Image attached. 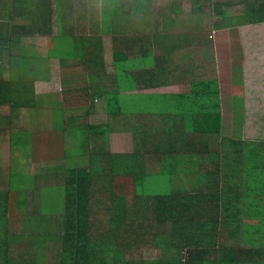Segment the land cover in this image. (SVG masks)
<instances>
[{"label": "trees", "instance_id": "obj_1", "mask_svg": "<svg viewBox=\"0 0 264 264\" xmlns=\"http://www.w3.org/2000/svg\"><path fill=\"white\" fill-rule=\"evenodd\" d=\"M260 1L214 0L215 14L222 17V21L214 23L212 28L219 30L233 24L255 25L263 22L264 4ZM54 2L59 4V0ZM51 3L52 0H32L31 6L25 4L20 9L14 5L4 12L3 43L8 46V59L13 60L17 54L12 44L19 35H51ZM193 3L192 10L196 8L194 0ZM237 5L242 9L239 15L227 17L222 14L223 8ZM17 15L29 23L16 25L14 18ZM100 17H104V14H100ZM3 31L1 29V33ZM58 42L67 43L68 38L59 33ZM98 44L99 39L91 37L66 49V53L75 57L81 65L83 78L80 81L84 83L86 77L94 78L102 70V62L96 53L100 51V47H96ZM28 52L30 47L24 48V56H20L19 61L16 58V61H11L20 65L17 67H24L22 72L36 65L28 64ZM47 55H53V52L49 50ZM32 62L37 63V60ZM36 78L35 74L30 73L6 82L0 79V105L8 106L10 110V114L0 115V166L4 164L1 151L7 145L3 132H16L13 124L21 110L29 111L34 118L40 119L35 111L47 105L34 94L33 82ZM11 87L15 88V95L10 97ZM88 87L81 91L83 95H86ZM190 87L191 95L187 101L190 99L192 108L182 105V132H193L199 134L200 138L209 133L218 134L221 119L216 81L204 78L193 81ZM195 115L201 118L192 127L190 118ZM207 118L213 119L215 124L206 126L203 120ZM211 127L216 129L211 131ZM84 129L85 135L91 139L96 137L99 142L92 153H86V164L69 169L66 175L61 173L60 177L55 168L49 169L50 175L53 171L59 177L57 182L60 178L63 181V195L59 197L62 198L61 220L56 222L55 227L67 232L64 242L71 256L70 264H264V188L261 186L262 191L256 197H242L239 187L241 172L238 162L232 161L235 155L239 160V153H254L253 147L241 149L245 146L239 140L224 139L219 144L218 153H209L207 142L202 139L191 142L196 145L194 153L201 154L195 159L199 165L193 162L195 168L190 167L187 156H183L188 164L184 172H191L195 176L193 185L183 189L171 183V176L179 169L176 163L182 160L180 154L179 159L172 151L169 152L170 147L175 145L174 140L162 143L168 153H159L156 144L153 152L147 153L146 157L137 153H100L99 150L108 145L107 133L111 127L86 126ZM89 138L86 137L87 142ZM187 153L192 154V150L189 149ZM149 161L154 163H151L154 165L152 170L146 169ZM13 162L17 164L15 160ZM245 163L246 171L251 173L253 165L249 166V161ZM1 170L0 167V198L17 199V195H23V191L17 192L12 185L11 169L7 173ZM152 178L158 179L157 184ZM27 179L30 192L43 193L50 188L47 177L40 179L29 175ZM123 179L129 181L126 186L117 189L116 184ZM27 189L25 194L28 193ZM49 196H53V193ZM53 201L49 200L47 205L54 209ZM150 247L160 249L157 258L144 257Z\"/></svg>", "mask_w": 264, "mask_h": 264}, {"label": "crops", "instance_id": "obj_2", "mask_svg": "<svg viewBox=\"0 0 264 264\" xmlns=\"http://www.w3.org/2000/svg\"><path fill=\"white\" fill-rule=\"evenodd\" d=\"M31 2L32 0H0V79L6 82L8 79H16L22 74L29 75L31 73L37 77L33 84L44 85L47 84V76H49L48 81L52 76H56L59 81L64 83L65 90L61 91L55 100L46 102L44 98H41L44 102L47 104L59 102L63 105V109L70 100L72 104L82 103L79 106H81L82 116L85 118L92 110L98 112L104 110L108 118L105 124L86 125L80 119L71 116L63 117L64 121L59 128L60 132L63 133L69 128L68 123H73L77 128V133L82 135L83 139L79 140V148L85 144L83 146L85 154L92 153L95 145L97 146L99 143L96 137L91 139L89 135H85L84 127L86 126H110L111 130L107 133V137L110 134L128 135L127 139L132 143L130 146L132 150L122 153H137L142 157H146L147 153H152L156 144H158L159 153H168L167 148L162 147V143L166 144L168 141L174 140L175 145L170 147L169 152L172 151L179 159L180 156L182 157L180 163H176L177 169L183 165L188 166L183 160V156H187L190 167L195 168L194 161L199 165L195 159L201 153H194L196 145L190 144L191 142L202 139L207 142L209 153L220 151L219 144L221 140L226 139L220 135V129L218 134L209 133L206 137L200 138L199 134H193V132L183 133V124L181 125L180 122L182 105L186 104L192 108L190 99L189 102L187 99L191 95L190 84L193 80L186 82V78L192 73L190 65L197 60L196 54L200 53L199 50L210 48V42L201 36L203 33L201 31L207 30L209 27L213 31H220L214 30L212 28L214 24L210 26L205 21L199 26H190L186 22L185 12L192 10V5H188L191 1L183 0L184 7L183 12L180 13V23L169 28L162 22L176 20L177 17L171 15V11L165 6L167 4L165 0H158L159 11L153 12L154 14L150 10L152 0H140V2L138 0H59V4L52 0V17L49 26L51 35L46 37L37 33L22 34L12 44L17 53L14 57L18 61L20 56H24L22 50L30 47V52L27 53V57L30 58L28 64H36L31 67L36 71L25 69L26 71L22 72L24 67H17L20 65L11 62L16 61L15 58L13 60L7 58L8 46L3 43L4 23L6 22L4 12L14 5L19 6L20 9L25 4L31 6ZM70 7L84 13L83 17L78 16L74 23L67 22L65 18ZM98 12L99 16L95 15ZM88 14L92 15L91 20L87 17ZM100 14H104V17H100ZM14 23L17 25L29 23V21L22 20V17L17 15L14 18ZM1 29L4 30L2 33ZM58 29L61 30L59 33L68 38L70 45L67 44L68 42H63L67 47H73L85 38L99 39L100 44L96 47H100V51H96V53L99 54L98 58L102 62V70H99L96 77H86L85 83L80 81L83 78L82 69L76 58L71 57L66 53V50H57L53 46V44H57ZM39 40L44 41V51L35 48L34 43ZM259 40L256 36L253 43H250L251 46L257 44ZM58 44H62V42H58ZM193 48L199 50H194L191 53ZM49 50L53 52V55H47ZM263 59H260L258 63H262ZM32 60H37V63ZM37 64L39 68H37ZM146 71H148V76ZM204 78L216 81L208 73H202L194 81ZM70 84H73V87H68ZM85 87H88V90L86 95H83L81 91ZM256 87V90L261 88L260 86ZM184 88H186L185 91ZM216 91L219 112H221L225 106L222 104L217 87ZM131 95L137 99L135 101H139L137 104L126 102ZM147 103L148 105H146ZM140 104L142 111H137L140 109ZM41 107L44 108V106ZM109 111H112V114H109ZM200 118L196 115L191 117L190 126L195 127ZM32 120L33 126L35 123H41L38 118ZM203 122L206 123V126L215 124L211 118H207ZM220 127L222 128V119ZM44 128L36 133L32 130L31 136L34 144L38 145L39 143L37 135L44 139L52 136L53 130L48 127L46 129V126ZM215 129V127L210 128L211 131ZM6 133L7 139L5 140L8 141L11 132L4 131L3 138L6 137ZM155 134H157V138H155ZM86 137L89 138V142ZM209 137H213V139L209 140ZM145 142L146 146L144 147ZM241 144L245 146L241 149L253 147L252 152L254 153H239V160H237V155L233 156L232 161L238 162L241 172L239 175L240 195L256 197L255 195L262 191L261 186L264 188V156H261V153H264V143L253 141ZM189 149L192 150L193 156L191 153H187ZM99 152L111 153L107 150V146ZM74 159L76 160V157ZM85 159L87 158L85 157ZM247 161L250 162L249 166L253 165L254 167L251 173L249 170L246 171L245 162ZM74 163L75 168L82 165L79 162L77 165L76 162ZM151 163L153 162L149 161L146 164L147 170H152L154 167ZM42 164L47 167L41 168L40 166L33 174H30L26 168L23 171H26L31 177L40 179L47 177V180H50L48 195H51L57 180L54 183L51 182L50 165L44 162ZM85 164L86 161L82 166ZM0 167L2 168L1 172H4L3 165ZM61 180L62 178L58 183ZM24 194L25 191H23V195H17V199L0 198V202L7 200L4 204L0 203V264H70L71 256L65 246L67 243L64 242L67 232L63 228L56 229L55 227L56 222L61 220L60 216L52 215V210L45 211L42 207L43 199L39 198L36 192L28 190V193ZM37 205L39 209H37ZM38 212L45 214L50 220L44 221L43 216Z\"/></svg>", "mask_w": 264, "mask_h": 264}, {"label": "rangeland", "instance_id": "obj_3", "mask_svg": "<svg viewBox=\"0 0 264 264\" xmlns=\"http://www.w3.org/2000/svg\"><path fill=\"white\" fill-rule=\"evenodd\" d=\"M190 1L191 3L189 2L188 5L193 6V0ZM194 1L196 2V8L190 12H185V20L187 18L186 22L190 26H199L204 21L210 26L216 22L221 23L222 17L215 14L216 4L214 0ZM157 2L158 0H152V5H150L152 13L159 11ZM165 2L167 3L165 6L171 11V15L177 18L176 20H166L162 23L166 27L172 28L180 23V13L183 12L184 3L183 0H165ZM260 2L264 4V0ZM241 12L240 5H237L230 8H223L222 14L224 13V16L231 17L239 15ZM83 14V12L70 7L67 10L65 18L67 22L74 23L76 18L78 16L83 17ZM95 15L99 16V12ZM91 16V14L87 15L90 20L92 18ZM219 30L213 31L209 27L207 30L201 31L203 32L201 36L210 42V48L208 50H199L196 48L191 50V53L194 50H199L200 53L196 54L197 60L190 65L192 67V73L186 78V82L194 81L202 73H208L214 77L217 82L218 91L220 92L222 104L225 106L220 112V119H222V128H219L220 135L227 140H239L241 143L253 141L264 143V61L258 63L260 59L264 58V20L260 25L243 26L242 24L238 26L233 24ZM256 36L257 40L260 39V42L258 41L257 44L251 46L250 43H253ZM34 45L35 48H39L41 51L45 50L44 41L42 42V40L34 43ZM53 46L57 50L67 49V45L64 43L53 44ZM48 77L47 84H33L35 89L34 94L38 99L44 98L46 102L55 100L61 91L65 90L64 83L59 81L56 76L49 78V81ZM256 86H260L261 88L256 90ZM68 87H73V84L68 85ZM10 90L11 97L15 95V88L11 87ZM185 90L186 88H184ZM128 98L126 101L128 103L133 102L137 104L139 102L135 101L137 99L133 95ZM79 105H82V103ZM79 105L72 104L70 100L65 105V109H63V105L59 102L47 104L44 108L40 106L39 111H35V114H39V121L41 123H35L34 126L32 122L34 118L33 114L30 115V112L26 110L19 112V117L16 120L17 123L14 122L13 124L16 132L11 131V136H8L11 138V141L6 140L5 143L7 145L1 151L4 161L3 171L7 173L10 171L8 169H11L13 177L12 185L17 192L22 193L30 185L27 179L29 175L26 171H23L25 168L30 174H33L40 166L41 168L47 167L45 164H42L44 162L50 165L51 169L55 168L56 171H59L60 177L61 173L66 175L69 169L75 168L74 162H79L83 165L86 161L85 157H88L83 152V146L85 144H82L79 148V140H81L82 135L77 133L78 131L73 123H68L69 128L63 131V133L60 132L59 128L62 126L64 118L71 116L75 119H80V121H84L86 125L105 124L108 118L104 110L100 112L92 110L85 118L82 116L83 111ZM7 107L0 105V115L10 114V110ZM137 111H142L141 104L140 109ZM44 126H46V129L48 127L53 130V133H51L52 136L44 139L42 136L37 135L39 137V143L36 145L31 136L32 130L36 133L39 130H44ZM127 137L128 135L110 134L108 136L107 150L114 154L132 150V147H130L132 143L128 142ZM5 139H7V133ZM212 139L213 137H209V140ZM261 156H264V153H261ZM73 157H76L77 161ZM185 167L187 166H180L175 172L176 174L171 178L172 186L189 189L193 185L195 176L191 172H184ZM59 177L52 171V175H50L51 182L54 183ZM125 180L123 179V181L116 184L117 189L120 186H126V182L129 180ZM154 181L157 184L158 179ZM63 190V182H57L53 187L54 198L48 195L49 190L43 193H37V196L43 199V209L45 211L52 210V215L56 217L60 215L62 198L59 197L63 195ZM53 199L54 201L51 204H55L54 209L52 206L47 205L48 201ZM37 209H39L38 205ZM38 214L43 216L44 221L50 220L45 214L39 212ZM159 250L158 248L150 247L144 253V257L148 259L157 258L160 253Z\"/></svg>", "mask_w": 264, "mask_h": 264}]
</instances>
